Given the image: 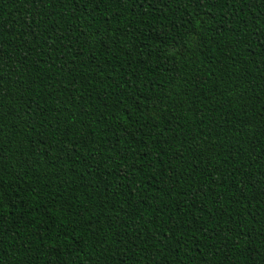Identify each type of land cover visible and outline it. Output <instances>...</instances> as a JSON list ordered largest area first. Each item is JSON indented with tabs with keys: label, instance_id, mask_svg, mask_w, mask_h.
Masks as SVG:
<instances>
[{
	"label": "trees",
	"instance_id": "1",
	"mask_svg": "<svg viewBox=\"0 0 264 264\" xmlns=\"http://www.w3.org/2000/svg\"><path fill=\"white\" fill-rule=\"evenodd\" d=\"M0 264H264V0H0Z\"/></svg>",
	"mask_w": 264,
	"mask_h": 264
}]
</instances>
